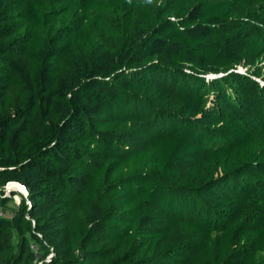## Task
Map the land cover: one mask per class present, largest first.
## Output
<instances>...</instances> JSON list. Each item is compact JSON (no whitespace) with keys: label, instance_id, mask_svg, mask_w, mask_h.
Masks as SVG:
<instances>
[{"label":"trees","instance_id":"obj_1","mask_svg":"<svg viewBox=\"0 0 264 264\" xmlns=\"http://www.w3.org/2000/svg\"><path fill=\"white\" fill-rule=\"evenodd\" d=\"M261 57L264 0H0V264H264Z\"/></svg>","mask_w":264,"mask_h":264},{"label":"rangeland","instance_id":"obj_2","mask_svg":"<svg viewBox=\"0 0 264 264\" xmlns=\"http://www.w3.org/2000/svg\"><path fill=\"white\" fill-rule=\"evenodd\" d=\"M264 66V58L263 57H261L260 58V66ZM233 69H236L237 71H240V72H245V70H246V68L245 67H243V66H241L240 64L238 65V66H236V68H233ZM264 70V69H263ZM262 70V71H263ZM212 75H214V74H208V75H206V80H209V78H212ZM204 76V75H203ZM258 82L260 83V84H264V80L263 79H259L258 80ZM18 190V189H17ZM24 190V189H23ZM17 192V191H16ZM19 193H20V191H19ZM20 201V195H14V198L12 199V201H11V203H10V205L11 206H14V204H16L17 202H19ZM177 233V232H176ZM180 234L179 233H177L176 235H174V237L172 238L173 240H175V241H180L181 240V237L179 236ZM51 255H49V256H47V258H49ZM38 264H41V263H38Z\"/></svg>","mask_w":264,"mask_h":264},{"label":"built area","instance_id":"obj_3","mask_svg":"<svg viewBox=\"0 0 264 264\" xmlns=\"http://www.w3.org/2000/svg\"><path fill=\"white\" fill-rule=\"evenodd\" d=\"M10 184V183H9ZM8 184V185H9ZM19 184V183H18ZM19 185H21V184H19ZM22 187H24V186H22ZM24 190H25V192L23 193V196L24 197H26V194H27V192H26V189H25V187H24ZM11 192H13V190H11ZM19 201V200H18ZM19 202H17L16 204H18ZM0 213H3L2 211H0ZM31 247L34 249V250H37L36 249V246L34 245V244H31Z\"/></svg>","mask_w":264,"mask_h":264},{"label":"bare ground","instance_id":"obj_4","mask_svg":"<svg viewBox=\"0 0 264 264\" xmlns=\"http://www.w3.org/2000/svg\"><path fill=\"white\" fill-rule=\"evenodd\" d=\"M13 185H16V186L20 187V186H19V184H16V183H15V184H10V185L8 186V188H10L9 190H11V189H12V190H14V189L12 188V187H13ZM20 188H21V191H20V190H17V192H19V191H20V193H22V194H23V193H24V190H23V188H22V187H20ZM15 189H16V188H15ZM14 191H16V190H14Z\"/></svg>","mask_w":264,"mask_h":264},{"label":"clouds","instance_id":"obj_5","mask_svg":"<svg viewBox=\"0 0 264 264\" xmlns=\"http://www.w3.org/2000/svg\"><path fill=\"white\" fill-rule=\"evenodd\" d=\"M213 76V75H212Z\"/></svg>","mask_w":264,"mask_h":264}]
</instances>
